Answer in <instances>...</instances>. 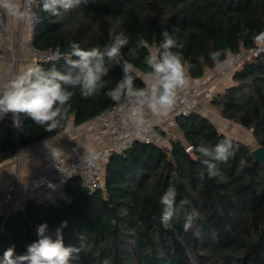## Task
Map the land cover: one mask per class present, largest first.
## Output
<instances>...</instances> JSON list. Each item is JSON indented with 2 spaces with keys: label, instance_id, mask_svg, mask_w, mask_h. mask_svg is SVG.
Instances as JSON below:
<instances>
[{
  "label": "trees",
  "instance_id": "16d2710c",
  "mask_svg": "<svg viewBox=\"0 0 264 264\" xmlns=\"http://www.w3.org/2000/svg\"><path fill=\"white\" fill-rule=\"evenodd\" d=\"M263 26L264 0H94L63 13L61 19L41 12L31 41L40 49L58 48L63 57L70 41L85 50L103 47L111 29L123 30L129 44L121 50V62L136 66L135 82L144 87L142 75L148 69L143 59L149 49L159 50L165 29L184 45L185 59L192 65L190 76L199 78L205 68L215 66L210 52L235 53L249 47ZM174 27L178 31L171 32ZM141 41L147 47L139 49V58L130 56L129 49ZM61 57L39 65L47 69L55 64L63 71ZM108 67L104 91L123 76L121 65ZM230 76L232 81L209 102L221 117L250 130L264 148V51L245 60ZM70 103L69 119L75 125L113 104L103 91L83 98L78 90ZM12 114L1 123L0 162L14 156L17 146L61 131L46 132L27 115ZM174 125L181 136L166 147L133 141L112 152L99 187L84 190L81 179L71 176L63 194L52 201L24 199L4 220L0 259L8 248H14V256L26 254L27 246L39 239V225L46 223L55 238V230L67 221L61 229L64 245L79 249L69 264H264V163L252 157L242 140L232 138L237 150L218 165L221 175L201 180L198 153L188 149L200 142L215 145L227 136L193 110L177 115ZM170 186L177 189V201L188 200V211L196 213L188 231L183 216L167 230L161 224L159 200Z\"/></svg>",
  "mask_w": 264,
  "mask_h": 264
},
{
  "label": "clouds",
  "instance_id": "9594fccd",
  "mask_svg": "<svg viewBox=\"0 0 264 264\" xmlns=\"http://www.w3.org/2000/svg\"><path fill=\"white\" fill-rule=\"evenodd\" d=\"M94 0H0V30H7L9 20L35 27L40 13L61 19L63 13L80 6L87 7ZM117 24L121 23L117 19ZM178 31L173 28L171 32ZM245 31L242 35H246ZM163 39L159 50L149 49L143 63L145 86L136 84V66L128 61L121 62V50L129 44V37L115 28L108 34V42L103 47L85 50L75 41L68 44L67 53L61 57L66 68L61 71L52 64L45 69L39 64L27 65L23 70L12 74L6 82L0 83V117L8 113L25 114L46 132L62 130L69 124L70 103L77 90L83 98L103 94L122 113V123L131 127L138 138L150 131V120L146 112L156 116H168L181 100L180 93L190 84L192 65L185 59L184 45L170 34L168 29L161 33ZM147 45L141 41L129 49V55L138 57V51ZM210 59L221 72L234 68L235 54L230 49H219L209 53ZM121 65L123 76L115 86L105 90L104 77L109 74L108 65ZM84 160L88 166L94 164L99 153L95 148H85ZM237 146L231 137H225L215 145L200 142L189 149L198 153L202 169L198 173L201 180L213 179L221 175V163L235 156ZM178 192L170 186L160 197L162 206L161 224L167 230L174 220L184 218V230L188 231L196 218L194 211H188L189 201H177ZM67 226L64 221L55 230V238L48 233L46 223L37 227L39 239L27 246L26 254L14 256V248H8L0 264H69L73 253L79 249L66 247L61 229ZM107 264V262H105Z\"/></svg>",
  "mask_w": 264,
  "mask_h": 264
},
{
  "label": "built area",
  "instance_id": "2783aa9c",
  "mask_svg": "<svg viewBox=\"0 0 264 264\" xmlns=\"http://www.w3.org/2000/svg\"><path fill=\"white\" fill-rule=\"evenodd\" d=\"M41 16V13H40ZM30 30L33 27L28 26ZM12 20L8 21L7 30H0V43L7 41L14 43ZM252 45L241 47L235 52V66L230 71L221 72L220 75H230L240 68L242 63L252 57L258 56L264 51V26L253 36ZM19 43L16 42L12 56V74L18 72V63L20 57ZM27 56L30 64H39L40 62H54L61 57L58 48L40 49L30 40L27 45ZM210 99L213 91L206 87L204 81L196 82L180 93L181 100L177 103L172 114L165 120L156 123L151 113L146 112L150 120V131L145 133L142 138H138L131 127H126L122 123V113L116 105L112 104L91 119L88 122H94L97 125L96 137H106L107 145L96 148L99 153L98 159L93 165L88 166L84 156L73 160L54 159L47 164L41 165L39 169L24 179L17 180L8 190L0 193V233L3 231V223L10 211L15 208L19 199L30 198L38 203L52 201L63 194V188L68 178L78 176L82 184L89 189H94L102 185L105 164L112 152H120L133 141L157 144L166 147L169 142L177 136L172 132L177 115H188L191 112L194 100L199 96ZM72 121L69 119V124Z\"/></svg>",
  "mask_w": 264,
  "mask_h": 264
},
{
  "label": "crops",
  "instance_id": "0c3cea01",
  "mask_svg": "<svg viewBox=\"0 0 264 264\" xmlns=\"http://www.w3.org/2000/svg\"><path fill=\"white\" fill-rule=\"evenodd\" d=\"M12 31L15 39L14 43L10 44L7 41L0 43V83L6 82L12 75V56L16 42H18L20 46L18 72L29 65L27 45L31 40L32 30L29 29L28 25L19 24L15 20H12ZM142 78L145 81V74L142 75ZM196 81H204L206 87L215 93L222 90L232 80L230 73L220 75L217 67L214 66L212 68H205L203 75L199 78L191 77L189 87L194 85ZM203 100L205 101V98L199 95L194 100L192 110L205 116L202 111L206 110L207 107L205 104L208 99L205 101V104L202 103ZM171 114L172 113L166 117L151 115L153 120L156 123H159L160 121L167 119ZM12 115L15 118V115ZM5 116L6 115L0 117V132L3 131L1 123ZM209 120L211 121V119ZM96 131L97 125H95L94 122L85 121L78 125L71 122L66 125L63 130L50 138L21 148L17 146V151L14 156L6 158L0 162V193L10 189L17 180L23 181L28 178L34 174L41 165L47 164L54 159L63 161L73 160L85 155V148L96 149L107 145L106 137H96ZM172 132L178 137L181 136L180 130L175 125L172 128ZM17 133V127L15 126V139H17ZM23 200L24 198L19 199L15 207L19 206Z\"/></svg>",
  "mask_w": 264,
  "mask_h": 264
},
{
  "label": "rangeland",
  "instance_id": "374dc122",
  "mask_svg": "<svg viewBox=\"0 0 264 264\" xmlns=\"http://www.w3.org/2000/svg\"><path fill=\"white\" fill-rule=\"evenodd\" d=\"M206 100L207 99H205V101ZM205 101L203 100L202 103L205 104ZM205 105L207 108L206 110L202 111V113H204L206 117L211 119V121L215 124L217 129L223 132L227 137L242 140L246 145H248V147L251 150L258 146L250 130L240 126L239 124H237L232 120H228L223 117L221 118L218 109L215 108V106L211 105L209 100L206 101Z\"/></svg>",
  "mask_w": 264,
  "mask_h": 264
},
{
  "label": "water",
  "instance_id": "95a60500",
  "mask_svg": "<svg viewBox=\"0 0 264 264\" xmlns=\"http://www.w3.org/2000/svg\"><path fill=\"white\" fill-rule=\"evenodd\" d=\"M251 155L255 160L264 163V148L262 146H257L256 148L252 149ZM82 187L84 190H89V188L85 184H83Z\"/></svg>",
  "mask_w": 264,
  "mask_h": 264
}]
</instances>
